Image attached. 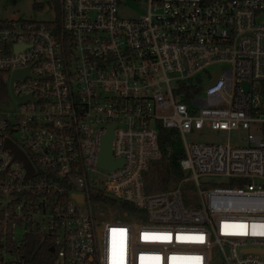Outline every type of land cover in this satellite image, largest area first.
Instances as JSON below:
<instances>
[{
  "label": "built area",
  "instance_id": "2783aa9c",
  "mask_svg": "<svg viewBox=\"0 0 264 264\" xmlns=\"http://www.w3.org/2000/svg\"><path fill=\"white\" fill-rule=\"evenodd\" d=\"M59 1L51 20L0 19V264H19L29 233L54 239L53 264H264V0H132L148 6L135 17L128 0ZM112 125L115 169L99 164ZM161 128L182 136L185 175L156 193ZM207 129L246 143L188 141Z\"/></svg>",
  "mask_w": 264,
  "mask_h": 264
},
{
  "label": "rangeland",
  "instance_id": "374dc122",
  "mask_svg": "<svg viewBox=\"0 0 264 264\" xmlns=\"http://www.w3.org/2000/svg\"><path fill=\"white\" fill-rule=\"evenodd\" d=\"M59 1V0H58ZM60 1L58 2V4ZM39 5H42L38 7ZM56 8L57 2L53 0H0V19H33V20H51L56 17ZM148 11V6L144 1H132L128 0L127 3L121 5V15L124 17H135L139 15H144ZM214 68V67H213ZM212 68V69H213ZM10 73L8 74L9 77ZM208 80V78H207ZM9 81V80H8ZM15 108V103H7L3 105L4 110H10ZM181 146H184V140L181 135L175 137ZM189 142L199 141V142H216V143H227L230 141L233 144H245L246 136L245 133L239 130L225 131L216 130V129H207L201 132H194L187 135ZM168 159H159L156 161L152 167L154 171L153 175L149 177V182L153 185V188L150 189L154 192L167 191L170 189V184L168 186L162 185L159 181L160 172L156 168L161 169L163 166H166ZM185 175V174H184ZM183 175V176H184ZM205 177L201 178L204 180ZM212 182L215 186L219 185L223 177H212ZM148 180V179H147ZM151 186V185H149ZM198 192V187L194 181H187L182 186V193L184 198L185 196L189 199H196V194ZM92 211L101 219L106 220L113 216L116 211L111 206L92 203Z\"/></svg>",
  "mask_w": 264,
  "mask_h": 264
},
{
  "label": "trees",
  "instance_id": "16d2710c",
  "mask_svg": "<svg viewBox=\"0 0 264 264\" xmlns=\"http://www.w3.org/2000/svg\"><path fill=\"white\" fill-rule=\"evenodd\" d=\"M57 2V8H59L58 0H53ZM206 2H213L216 0H205ZM42 5H39L40 7ZM59 14V13H58ZM60 20V15H59ZM9 77L7 71H0V103L10 100L9 94ZM177 130L171 128H161L160 130V145L162 148V158L168 159L166 166H163L159 170V181L162 185L168 186L173 183H178L184 176L182 168L180 166V159L184 156V147L181 146V143L175 139L179 136ZM154 171L152 170L147 176V186L150 189L153 188V185L149 182V177L153 175ZM155 176V175H153ZM151 185V186H149ZM99 200L109 202L113 206H119V203L116 200L100 197ZM184 202L186 205H196V199H189V197L183 196ZM122 209L129 210L131 212L135 211V208L124 202L122 204ZM1 218V216H0ZM1 220V219H0ZM1 222V221H0ZM54 239L48 234L42 233H29L25 239V243L22 247L15 248L14 253L21 256L19 264H29L34 262L36 264H53L55 259ZM12 264V263H11Z\"/></svg>",
  "mask_w": 264,
  "mask_h": 264
},
{
  "label": "water",
  "instance_id": "95a60500",
  "mask_svg": "<svg viewBox=\"0 0 264 264\" xmlns=\"http://www.w3.org/2000/svg\"><path fill=\"white\" fill-rule=\"evenodd\" d=\"M27 73V70H16L11 77L10 80V92L16 98L14 93V82L16 79L21 78ZM19 102H24L27 98L17 97L16 98ZM114 139V125L110 126L108 132L104 136L103 139V147L99 158V164L105 168L115 169L123 164L122 161H116L113 157L112 152V144ZM5 148L11 149L14 154L15 158L21 159L25 162L26 166L28 167V177L33 176L35 174L34 167L30 161V159L12 140L8 139L5 143ZM177 187V184L171 185L170 189L174 190Z\"/></svg>",
  "mask_w": 264,
  "mask_h": 264
},
{
  "label": "snow or ice",
  "instance_id": "6c2138e0",
  "mask_svg": "<svg viewBox=\"0 0 264 264\" xmlns=\"http://www.w3.org/2000/svg\"><path fill=\"white\" fill-rule=\"evenodd\" d=\"M123 229H112V232H113V234L115 235L116 233H123ZM146 236H148L149 234H145ZM115 248H116V246H115V242H114V244H113V256L115 257ZM113 264H116V261H115V259H114V261H113Z\"/></svg>",
  "mask_w": 264,
  "mask_h": 264
}]
</instances>
